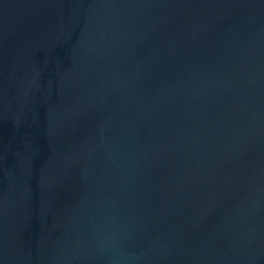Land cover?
<instances>
[{"label":"water","instance_id":"95a60500","mask_svg":"<svg viewBox=\"0 0 264 264\" xmlns=\"http://www.w3.org/2000/svg\"><path fill=\"white\" fill-rule=\"evenodd\" d=\"M0 264H264V0H0Z\"/></svg>","mask_w":264,"mask_h":264}]
</instances>
